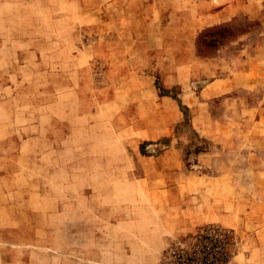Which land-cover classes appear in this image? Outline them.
<instances>
[{
    "label": "rangeland",
    "instance_id": "1",
    "mask_svg": "<svg viewBox=\"0 0 264 264\" xmlns=\"http://www.w3.org/2000/svg\"><path fill=\"white\" fill-rule=\"evenodd\" d=\"M206 225L264 264V0H0V264H165Z\"/></svg>",
    "mask_w": 264,
    "mask_h": 264
},
{
    "label": "trees",
    "instance_id": "2",
    "mask_svg": "<svg viewBox=\"0 0 264 264\" xmlns=\"http://www.w3.org/2000/svg\"><path fill=\"white\" fill-rule=\"evenodd\" d=\"M163 257L165 264H226V233L216 225L203 226L166 249Z\"/></svg>",
    "mask_w": 264,
    "mask_h": 264
}]
</instances>
